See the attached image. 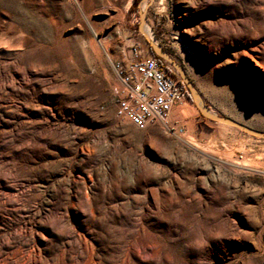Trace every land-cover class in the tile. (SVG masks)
<instances>
[{
    "label": "rangeland",
    "instance_id": "rangeland-1",
    "mask_svg": "<svg viewBox=\"0 0 264 264\" xmlns=\"http://www.w3.org/2000/svg\"><path fill=\"white\" fill-rule=\"evenodd\" d=\"M143 4L207 110L264 132V0H0V264H264V140L189 99L117 114Z\"/></svg>",
    "mask_w": 264,
    "mask_h": 264
},
{
    "label": "built area",
    "instance_id": "built-area-1",
    "mask_svg": "<svg viewBox=\"0 0 264 264\" xmlns=\"http://www.w3.org/2000/svg\"><path fill=\"white\" fill-rule=\"evenodd\" d=\"M153 56H143L133 46L114 70L123 86L116 103L117 114L133 127L144 130L154 124H167L174 106L188 99V91L172 71Z\"/></svg>",
    "mask_w": 264,
    "mask_h": 264
},
{
    "label": "water",
    "instance_id": "water-1",
    "mask_svg": "<svg viewBox=\"0 0 264 264\" xmlns=\"http://www.w3.org/2000/svg\"><path fill=\"white\" fill-rule=\"evenodd\" d=\"M146 6L144 9L139 11V25L138 30L142 33L143 38L146 40L149 49L162 61H164L166 64H168L174 72H176L178 78L180 81L185 85L188 94L192 100V102L195 104L196 108L198 109L200 115L213 123L222 124L234 129H237L238 131L245 133L251 137L264 140V132L257 131L255 129H252L248 126H245L235 120H232L227 117L217 116L215 114L210 113L207 108L202 103L196 89L192 85V83L189 81V79L184 74L182 68L172 60L170 55L158 44H156L153 40H151L144 32H143V26L145 24V13H146ZM197 100H199L200 105H198Z\"/></svg>",
    "mask_w": 264,
    "mask_h": 264
},
{
    "label": "bare ground",
    "instance_id": "bare-ground-1",
    "mask_svg": "<svg viewBox=\"0 0 264 264\" xmlns=\"http://www.w3.org/2000/svg\"><path fill=\"white\" fill-rule=\"evenodd\" d=\"M144 7H145V6H144V4H143L142 9H144ZM145 29H146V28L144 27V28H143V32H144V33L150 38V36H149V35H150L149 32H146ZM150 39H151V38H150ZM254 59H255V58H254ZM254 62H255V64H256L258 67L261 68L260 64H258L256 61H254ZM197 103H198V105H200L199 100H197ZM192 142H193V141H192ZM192 142H191V140L189 141V143H190L191 145L194 144V143L192 144ZM194 145H195V144H194Z\"/></svg>",
    "mask_w": 264,
    "mask_h": 264
},
{
    "label": "trees",
    "instance_id": "trees-1",
    "mask_svg": "<svg viewBox=\"0 0 264 264\" xmlns=\"http://www.w3.org/2000/svg\"><path fill=\"white\" fill-rule=\"evenodd\" d=\"M148 50H149V52H150V54H151V56H153V57H155V58H157V60L161 63V64H163V65H165V63L160 59V58H158L149 48H148ZM166 66V65H165ZM167 67V66H166ZM168 71H171L168 67L166 68ZM188 99L189 100H191V98H190V96H189V94H188ZM211 122V121H210Z\"/></svg>",
    "mask_w": 264,
    "mask_h": 264
},
{
    "label": "clouds",
    "instance_id": "clouds-1",
    "mask_svg": "<svg viewBox=\"0 0 264 264\" xmlns=\"http://www.w3.org/2000/svg\"><path fill=\"white\" fill-rule=\"evenodd\" d=\"M5 46H7V45L5 44Z\"/></svg>",
    "mask_w": 264,
    "mask_h": 264
}]
</instances>
